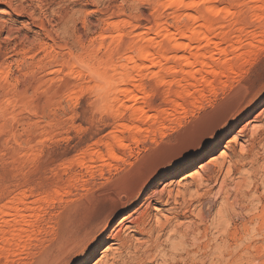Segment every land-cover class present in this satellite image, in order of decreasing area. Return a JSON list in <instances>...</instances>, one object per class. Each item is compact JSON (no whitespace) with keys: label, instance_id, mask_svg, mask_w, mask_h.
Instances as JSON below:
<instances>
[{"label":"rangeland","instance_id":"obj_1","mask_svg":"<svg viewBox=\"0 0 264 264\" xmlns=\"http://www.w3.org/2000/svg\"><path fill=\"white\" fill-rule=\"evenodd\" d=\"M176 1L0 0V264H264V100L239 125L212 123L264 73V0H212L213 14ZM86 65L109 70L105 86ZM124 79L134 99L117 94ZM139 177L115 207L109 193ZM155 190L169 204L147 200ZM144 211L165 222L152 237L135 226Z\"/></svg>","mask_w":264,"mask_h":264},{"label":"bare ground","instance_id":"obj_2","mask_svg":"<svg viewBox=\"0 0 264 264\" xmlns=\"http://www.w3.org/2000/svg\"><path fill=\"white\" fill-rule=\"evenodd\" d=\"M171 1H176V0H171ZM212 0H202V2H201V4H203V6L205 5L206 6V8H207V11L208 12H210V14L212 13V2H211ZM176 2H178V1H176ZM172 4H174V2H171ZM179 5H180V3H178ZM181 4H182V6L183 7H185V8H189V7H193V6H196L198 3H192L191 1H189V0H181ZM182 7V8H183ZM216 9L217 8H215L214 9V11H215V13H217L216 12ZM219 9V8H218ZM218 9H217V11H218ZM221 10V9H220ZM226 11V10H225ZM219 12V11H218ZM214 13V14H215ZM213 14V13H212ZM216 15V14H215ZM254 19H256V18H254ZM259 26V25H258ZM192 32V31H191ZM167 33V32H166ZM119 35V34H118ZM167 35V34H166ZM189 36V35H188ZM111 37H113V36H111ZM190 37V36H189ZM192 37V36H191ZM203 37V36H202ZM206 37V36H205ZM118 40H120V39H118ZM206 40V39H205ZM250 41V40H249ZM206 42V41H205ZM183 46H185V45H183ZM182 46V47H183ZM242 46V45H241ZM246 46V45H245ZM180 47H181V45L179 44V42H177V43H175V45H174V48L175 49H180ZM98 47H96V49H97ZM232 48V47H231ZM231 48H230V52L229 53H233V52H231ZM239 46H237V47H235V51H239ZM185 49V48H184ZM250 49H251V47H250ZM220 50H221V48H220ZM97 52V51H96ZM176 52V51H175ZM218 52V51H217ZM221 52H223V53H227V49H222V51ZM141 53H142V51H141ZM235 53V52H234ZM248 53V52H247ZM239 54V53H238ZM240 55V54H239ZM219 56H220V54H219ZM247 56V55H246ZM248 56H249V54H248ZM210 57V56H209ZM240 56H237V55H233V57H228L227 58V60H225L223 63H222V65L221 66H223V69L224 68H226V67H232V65L234 66V64H237V63H234V62H236V61H238V59H240L239 58ZM152 58V57H151ZM141 59L142 60H147V59H150V56H149V53L147 54L146 52L144 53H142L141 54ZM199 59V58H198ZM220 59H221V57H220ZM151 60V59H150ZM149 60V61H150ZM222 60H224V59H222ZM242 60V59H241ZM248 60V59H247ZM132 62L134 61L133 59L131 60ZM153 61V60H152ZM200 61V60H199ZM211 61V60H210ZM212 61H214V60H212ZM218 61V60H217ZM220 61V60H219ZM218 61V63H220ZM120 63V62H119ZM156 63V62H155ZM188 64H191L192 62H191V60L189 59L188 60V62H187ZM106 64V63H105ZM134 64V63H133ZM216 64H217V62H216ZM74 65H76V64H74ZM129 65V64H128ZM127 64H126V66L127 67H129ZM132 65V64H131ZM138 65V64H137ZM144 65V64H143ZM87 66V65H86ZM107 66V65H106ZM116 67H118L117 65H115ZM140 66V65H139ZM139 66L137 67L136 66V68H138L139 69ZM146 66V65H145ZM102 67V66H101ZM100 67V68H101ZM116 67H115V69H116ZM132 68H133V66H131ZM150 67V66H149ZM148 67V68H149ZM203 67V66H202ZM215 67V66H214ZM87 68H88V70L94 75V79L95 78H97L98 80H96V81H98V82H100V83H103V82H101V81H99L100 79H102L104 76H106V72H109V70L107 69V71H106V69H104V70H98V69H100V68H98V69H94V68H91V67H89V66H87ZM96 68V67H95ZM113 68V67H112ZM119 68V67H118ZM79 69H80V67H79ZM120 69V68H119ZM128 69V68H127ZM134 69V68H133ZM141 69V68H140ZM143 69H144V67H143ZM142 69V70H143ZM146 69V68H145ZM232 69H233V67H232ZM112 70V69H111ZM123 70V69H122ZM129 70V69H128ZM170 70V69H169ZM114 71V70H113ZM113 71H111V72H113ZM116 71V70H115ZM130 71H132V69L130 70ZM130 71H129V73H130ZM178 71V70H177ZM110 72V73H111ZM118 72V71H117ZM146 72V71H145ZM183 72V71H182ZM221 72H224V70L223 71H221ZM110 73H107V77H108V75L110 76ZM120 73V72H119ZM205 73H207V72H205ZM129 75V74H128ZM186 76H188L187 74H185ZM115 76V75H114ZM114 76H112V78L114 77ZM116 77V76H115ZM122 78H124V77H122ZM121 78V79H122ZM180 78V77H179ZM196 78V77H195ZM129 79V78H128ZM200 79V78H199ZM106 80V79H105ZM115 80V79H114ZM161 80V79H160ZM203 79H201V81H202ZM110 81V80H109ZM162 81V80H161ZM191 81V80H190ZM195 81V80H194ZM193 81V82H194ZM164 82L165 81H163L162 83L164 84ZM196 82V81H195ZM129 83V82H128ZM161 83V84H162ZM202 83V82H201ZM207 83V82H206ZM213 83H214V81H212V87H213ZM121 84H123V86L120 88H118L119 90H118V92H117V94L119 95V93L120 94H127L128 95V93L130 94V92H128L127 93V90H126V88H127V86L125 87V79H124V82L122 81L121 82ZM130 84V83H129ZM193 84V83H192ZM109 85L112 87V86H114V85H119V83L118 82H114V81H110V83H109ZM128 85V84H127ZM194 85V84H193ZM202 85V84H201ZM103 86H105L104 85V83H103ZM120 86V85H119ZM188 87V86H187ZM105 88V87H104ZM103 88V89H104ZM114 88V87H113ZM191 88V87H190ZM202 88V87H201ZM101 89V88H100ZM99 89V90H100ZM128 89V88H127ZM105 90V89H104ZM110 90H111V88H110ZM115 90H116V87H115ZM101 91H102V89H101ZM100 91V92H101ZM107 91V90H106ZM111 91H113V89L111 90ZM99 92V91H98ZM181 92V91H180ZM132 93V92H131ZM126 94H125V96H123L124 98L126 97ZM133 94H134V92H133ZM182 95V94H181ZM137 96V95H136ZM135 95L133 96L132 94H130L129 95V98L130 99H134V97H136ZM118 97V96H117ZM120 97H118V99H119ZM124 98H122V100L124 99ZM128 98V97H127ZM127 98L125 99L126 101H127ZM136 99V98H135ZM113 100V99H112ZM121 100V101H122ZM263 100H264V73L263 74H261V75H259L258 77H256V78H254V79H248L246 82H243V83H241V85L240 86H237V87H235V89L227 96V97H225L224 99H223V103L222 104H218L217 106H215V108L213 109V111H212V123L213 122H215L216 123V125H218L221 121H224V119H226L227 117L229 118V117H236L237 118V121L239 122L238 123V125L240 124V121H241V119L246 115V114H250V113H252V112H257L260 108V106H261V104H262V102H263ZM124 101V100H123ZM132 101V100H131ZM127 102H129V101H127ZM135 102V101H134ZM118 103V102H117ZM125 103V102H124ZM119 106H121V103L119 102ZM138 110V109H137ZM137 112V111H136ZM135 112V110H134V114L136 115H138L139 116V114H140V112H139V114H138V112L136 113ZM141 113H142V111H141ZM135 115L133 116V117H135ZM254 114L252 113V116H253ZM138 116H137V120H138ZM142 116V114L140 115V117ZM153 116H155V115H153ZM139 117V118H140ZM141 118H143L144 119V116L143 117H141ZM147 118H149V115H147V116H145V119L147 120ZM255 119H259L260 118V115H257L256 117H254ZM144 119V120H145ZM230 119V118H229ZM140 120V119H139ZM142 120V119H141ZM234 120V119H233ZM245 120V119H244ZM244 124V123H243ZM233 126V125H232ZM264 126V125H263ZM246 127V126H245ZM233 127L232 128H230L229 130H228V133H231V132H233ZM259 129H255V132L256 131H258ZM243 131V130H242ZM257 133V132H256ZM254 135H256V134H253V136ZM257 137V136H256ZM254 138V137H253ZM116 142H117V144H119V145H123L125 142H124V140L122 139V138H117L116 139ZM219 142H220V140L219 139H217V140H215L214 141V144H213V148H215V147H217V145L219 144ZM255 143V142H254ZM126 144V143H125ZM253 148V147H252ZM245 157V156H244ZM254 157V156H253ZM257 157V156H256ZM257 161V160H256ZM218 166H219V168H215V167H213V168H210V170H209V172H208V174L206 175V176H203V177H201L200 176V178L201 179H198V180H196L194 183L196 184V186L197 187H200L205 181H207V182H210V181H212L214 178H215V173H216V175H217V171H218V169H219V173L221 172V171H223L224 170V167H225V165H224V163L222 164V163H220V164H218ZM218 166H216V167H218ZM238 167V166H237ZM236 168V167H235ZM236 169H234L233 167H230L229 168V170H227V173H232L233 171H235ZM238 170H239V168H238ZM165 174L164 175H167L168 174V172H167V170H166V172H164ZM240 173H242V172H240ZM243 174V173H242ZM249 174V173H248ZM226 177V176H225ZM224 177V178H225ZM244 177V176H243ZM248 177V176H247ZM149 177H147V178H144V179H140V177H139V181L138 180H136L135 181V179L134 180H130V181H124L122 184H121V186L120 187H122L123 189H122V191H119V192H111V193H109V197H110V201H112L113 202V204H114V206L115 207H125L127 204H129V202H131V200L135 197L134 195H135V193L140 189V187L141 186H143V185H145L146 184V181H147V179H148ZM218 178V177H217ZM248 179V178H247ZM241 180V179H240ZM226 179H223V182H225L226 183ZM248 181V180H247ZM224 183V184H225ZM205 186V185H204ZM207 186V185H206ZM237 186H241V181H238V183H237ZM222 188H224L223 186H222ZM188 189V188H187ZM186 191V190H185ZM192 191V190H191ZM226 191H228V190H226ZM229 192V191H228ZM228 192H226V193H228ZM150 194H152V195H150V196H146L147 197V200L149 199V200H154V202L156 201V202H161V203H165V205L166 204H169V202H170V200H169V198H172V196H171V191L169 192V194H168V200L167 201H165V194L164 193H162V192H159L158 194H156V190L155 191H153L152 193H150ZM191 194V193H190ZM190 194H188V195H190ZM179 195V194H178ZM185 195V194H184ZM174 197V196H173ZM174 199H176V197L174 198ZM177 200H179L178 198H177ZM177 200H175L176 201V203H178L177 202ZM145 201V200H144ZM152 201H151V203L150 204H152ZM173 201V200H172ZM189 201V200H188ZM143 203V202H142ZM180 205V204H179ZM170 206V205H169ZM182 207H183V205H182ZM263 207V209H262V212H261V214L263 213L264 214V206H262ZM180 208V207H179ZM175 211V210H174ZM174 213V212H173ZM176 213V212H175ZM114 214V212H111V213H109V214H107L105 217H104V219L102 220V222H100V224L98 225V226H95V227H93V228H89V230H88V232H94V233H96L100 228H101V226L102 225H104L105 223H107L108 222V220L110 219V216L111 215H113ZM259 215V214H258ZM154 216V215H153ZM152 216V214L150 213V212H147V211H144V212H141L140 214H139V216L137 217V219H135V226H136V228L142 233V234H144V235H149V237H152V235L155 233V232H157L158 230V227H160V228H165L163 225H164V223H163V220L160 218V217H153ZM260 216V215H259ZM177 217H179L178 215H175V218H177ZM166 220V219H165ZM164 220V221H165ZM153 221H156V225L153 223ZM169 224L171 223L170 222V219H168L167 218V220H166ZM172 221V220H171ZM90 222L91 221H87V222H84V223H82L80 226V228L82 229H84L85 228V225L86 224H89L90 225ZM220 222H222L221 220H220ZM222 224H223V222H222ZM221 224V225H222ZM166 225V224H165ZM163 226V227H162ZM223 227H225L224 226V224H223ZM162 229H159V230H162ZM84 230H86V229H84ZM167 230V229H166ZM165 230V231H166ZM171 234L169 235V237H170V239L172 238V236L173 235H176V234H180L181 232H180V230L178 229V227L175 225V226H173V228L171 227ZM170 232V231H169ZM197 232V231H196ZM200 232H198L197 234H199ZM157 234V233H156ZM195 234V233H194ZM107 235V234H106ZM184 235V234H183ZM159 236V235H158ZM177 236V235H176ZM186 236V235H185ZM75 237V236H74ZM184 237V236H183ZM174 238V237H173ZM176 238V237H175ZM159 239V238H158ZM186 239V238H185ZM113 242H114V244H118V245H121V247H120V249H122L123 247H124V245L126 244V242H125V240H126V238H124V237H120V236H117V235H115L114 237H113ZM178 240V239H177ZM182 240V239H181ZM200 240V239H199ZM180 241V240H179ZM179 241H178V243H179ZM81 243V242H80ZM152 243V242H151ZM173 243V242H172ZM171 243V244H172ZM181 243V242H180ZM160 246V245H159ZM173 246V248H174V244L172 245ZM180 246L182 247V245L180 244ZM184 246V245H183ZM161 247V246H160ZM172 248V247H171ZM172 248V249H173ZM176 248V247H175ZM179 249H181V248H179L178 247V250ZM178 250H176V251H178ZM98 251V247L96 248V250H95V252L94 253H96ZM179 252V251H178ZM177 252V253H178ZM176 254V253H175ZM115 258V257H114ZM52 261V259H49V260H45L44 261V264H50V262ZM114 264V263H113Z\"/></svg>","mask_w":264,"mask_h":264},{"label":"snow or ice","instance_id":"obj_3","mask_svg":"<svg viewBox=\"0 0 264 264\" xmlns=\"http://www.w3.org/2000/svg\"><path fill=\"white\" fill-rule=\"evenodd\" d=\"M73 264H76V262L74 261Z\"/></svg>","mask_w":264,"mask_h":264}]
</instances>
